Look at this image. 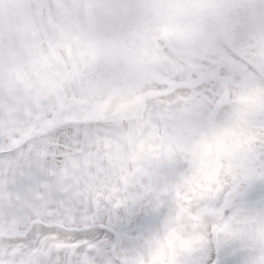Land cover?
<instances>
[{
	"label": "snow or ice",
	"instance_id": "1",
	"mask_svg": "<svg viewBox=\"0 0 264 264\" xmlns=\"http://www.w3.org/2000/svg\"><path fill=\"white\" fill-rule=\"evenodd\" d=\"M207 2L217 13L227 7ZM194 3L180 0L183 7ZM22 4L21 10L9 0L5 8L0 0V264H158L161 252L167 264L165 237L181 206L171 264H264V0L230 13L228 39L206 11L200 29L217 35L195 55L180 51L174 37L158 38L162 52L179 62L159 68L170 83L141 91H168L146 96L138 118L119 123L110 112L104 120L84 119L82 101L97 74L118 70L123 44L140 43L141 34L149 44L158 37V23L145 15L152 0H92L102 55L94 67L81 60L84 37L73 28L62 41L71 45L72 60L56 48L65 63H51L45 91L30 61L14 66L4 46L43 40L46 31L42 54L51 60L49 48L60 37L46 18L79 17L89 4ZM241 94L255 96L246 114L249 139L221 158L230 167L221 168L212 190L193 195V146L210 120L217 132L233 123Z\"/></svg>",
	"mask_w": 264,
	"mask_h": 264
},
{
	"label": "rangeland",
	"instance_id": "2",
	"mask_svg": "<svg viewBox=\"0 0 264 264\" xmlns=\"http://www.w3.org/2000/svg\"><path fill=\"white\" fill-rule=\"evenodd\" d=\"M12 2L15 7L22 10V0L21 2L20 0H12ZM8 3L9 0H5V8H7ZM223 3L227 5V7H225L223 11L219 13L216 12L215 6L208 3L207 0H196V3L192 4L189 7L181 6L180 0H152V4L150 6L158 11H168L172 16L169 20L176 16L182 17V19L178 20L174 26L172 25L174 28H172V30L174 32H183L188 29L191 23V19L189 17H196L199 14H202L204 11L210 10L211 13L217 17L218 33L224 36V38L226 39L227 36L231 35L230 29L232 25V18L230 13L238 7L236 0H223ZM147 13L148 11L146 9V16ZM189 14H191V16ZM71 17L73 16L65 18L67 20L66 25H68L67 30H72V25H74V21L71 20ZM79 18L81 19V17ZM158 33L160 34L161 30H158ZM214 34L216 33H212V35ZM139 39L140 43H137L135 40H133L123 44L117 50L116 55L119 62V68L117 71L109 73L107 75L97 74L96 80L92 82V86L89 88L91 89V91L89 89L87 90V93H93L91 94V98L93 100L96 98H98L99 100L103 99L104 97H107V95L114 93L115 90L125 89L124 93L120 95V99L122 101H125L129 98L132 99L134 97L131 92L136 86L140 87L138 91H141V88H143L146 84H151L153 82H169L167 81V77H165L163 73L159 71V68L162 67L165 62L173 66V63H171L169 60L170 56L160 51L161 45L156 43V36L152 37L151 44L147 42L144 34H141L139 36ZM29 42L31 43V47L33 49L35 48V50L37 51L40 60L50 67L48 56L42 54L41 44L36 39L32 38H29ZM212 43V39H201L197 42L196 45L191 48L193 50H182V52L184 54L195 55L198 50L194 49H196L197 46L199 47V49H206L210 47ZM15 44V41L9 40L4 46L5 53L12 64L13 58H18L15 55ZM70 48L72 49V47ZM162 54L165 55L166 60H159V62L157 63L158 68L152 70V65L150 64L151 56L162 58ZM100 55H102V53H98V57ZM130 55L133 56V62L129 60ZM52 56L54 59H56V61H59L60 58L57 56L56 52L52 53ZM89 63L92 64L91 62ZM92 65L93 67L95 66L94 64ZM49 67L45 69L46 73L44 79L47 84L52 83V81L48 78ZM148 90L158 91L155 88H150ZM41 91L45 90L41 89ZM236 99L239 105L245 110V112L250 111L255 104V96L253 95L241 94L238 95ZM100 108L101 105L98 109ZM214 136L219 137L220 144L216 143ZM128 142L129 144L132 143L131 138H129ZM244 143H246L245 134L240 131L238 125L235 124L234 121L230 126L224 128L221 132H217L215 130V127H209L208 125L207 133L202 134L201 139L197 141L193 146V154L195 157H197L198 163L196 165L195 173L191 177L189 183V190L192 192V194L198 195L201 192L212 190V185L217 182L218 177L220 176L221 168H224L227 171L230 167V165L222 164L221 158L224 157L225 154L228 153L233 146L238 147ZM105 147H107V145H105ZM218 162L220 165L218 168V173L216 171L214 173V166L218 164ZM212 173H214V176L212 175ZM179 209L185 211L182 206ZM177 214L175 217L177 222L176 228L172 229L165 237L168 256L167 264H171L174 252V244L178 239H180V232L183 230V228L179 226ZM184 243H188V241L184 240ZM156 260L158 264H165L164 253L161 252Z\"/></svg>",
	"mask_w": 264,
	"mask_h": 264
},
{
	"label": "bare ground",
	"instance_id": "3",
	"mask_svg": "<svg viewBox=\"0 0 264 264\" xmlns=\"http://www.w3.org/2000/svg\"><path fill=\"white\" fill-rule=\"evenodd\" d=\"M236 3H237L238 8L244 9L245 3L243 1L236 0ZM74 21L76 22L78 29L83 28L84 23L79 17L76 16ZM45 22L47 23V25L54 27L60 37V41H58L56 47L49 48V52L52 58L51 60H49V64L51 65V63L55 61L57 64L63 65L65 63V60L56 51L57 47L61 48L64 51L68 59H72V56H73L72 49L70 48L71 45H65L62 43V41H64L67 37L66 36L65 38L62 37L63 34L61 32V29H65L67 20L64 17H62L59 20H55L49 15L46 18ZM42 34H43V40L36 39L41 44V51H42L43 45L48 43L47 32L43 31ZM15 43H16L15 44V55L20 60L22 58H26L27 60L30 61L33 74L38 78L41 89L45 90V84H47V82L44 79L45 73H46L45 69L49 67V65H47L46 63L40 60V58L38 57L39 55L37 51L35 50V48L33 49L31 47L29 38H25L19 42L15 41ZM81 44L83 45V47L79 49L80 51L79 55H80L81 60H83L84 57L86 56L88 59V62H92V60L89 59L90 58L89 54H91V52H89V50L85 47L87 46V40L85 41V43H82L81 41ZM91 48L92 47H90V51L92 50ZM54 52H56L57 56L60 58L59 61L58 60L56 61V59L53 58L52 53ZM92 63L95 64V62H92ZM139 88L140 87L138 86L133 88L131 93L134 95V97L132 99L129 98L125 101H122L120 99V95L124 93L125 89L118 90L117 92L109 94L107 95V97H104L103 99H100V100L98 98L93 100L91 98L92 96L91 94L93 93H90V92L87 93L85 99L82 101V103L85 105V116L83 118L88 119V120H104L106 118V114L110 112L111 119L116 123H119L121 121L131 120V119H137L138 116L142 112L146 96L157 94V91L155 90L138 91ZM50 90L51 88L47 89V91H50ZM89 90L91 91V89ZM97 104H101L102 106L101 109H99L98 111H96ZM246 114L247 112H245V110L242 107H240L237 111L236 119L234 120V122L235 124L238 125V128L240 129V131L245 134L246 143H247L249 139V136H248L249 129L247 127L248 120L246 119ZM209 123L211 124V126H213V122L209 121ZM214 137L219 142V138L216 136ZM219 166L220 165L218 162V164L214 166V169H213L214 173L215 171L218 173ZM214 173H212L213 176H214Z\"/></svg>",
	"mask_w": 264,
	"mask_h": 264
},
{
	"label": "flooded vegetation",
	"instance_id": "4",
	"mask_svg": "<svg viewBox=\"0 0 264 264\" xmlns=\"http://www.w3.org/2000/svg\"><path fill=\"white\" fill-rule=\"evenodd\" d=\"M87 3L89 4V7H86L85 9L87 10V13L85 14V16L83 17V23L84 26L82 29H78L77 25H72V29L73 28H77L76 30H79V32L81 33V35L84 37L82 41V43H85V41L87 40V46H85L89 52H91V54H89L90 56V60H92V62H96L97 58H98V53H102V50L100 48V40L97 37V35L95 34V32L93 31V26L96 22V16L95 13L93 12L92 8L90 7L92 0H87ZM147 17L149 22H157L158 23V30H161V33L158 35V37H156V40L159 39H163L165 41V43L169 42V38L170 37H174L181 45H183V48L180 49V51L182 50H193L191 49L194 45L197 44V42L201 39H208V40H214L216 39V34L212 35V33L210 34H203L200 26H199V19L201 17V15H203L206 11H204L202 14H199L196 17H189L191 19V23H190V27L188 29H186L183 32H174L172 30L173 26L167 23H163V21L169 20L172 16L170 15V13L168 11H158L156 9H153L151 6L147 8ZM207 12H210V10H207ZM169 14V16H168ZM191 16V14H189ZM69 16H64V18H68ZM72 20V17H71ZM67 26L65 27V29H61V32L63 35H65L66 37H68V35L71 33V30H67ZM174 29V28H173ZM68 31V32H67ZM90 47H92L91 51H90ZM194 50H199V47L197 46L196 49ZM160 51L162 52V50L160 49ZM172 51L175 53L177 52V49H172ZM185 55H189V54H185ZM162 58H158L157 56H151L150 59V64L152 65V70L157 69V63L163 60H166V57L164 54L161 55ZM183 58V57H180ZM129 60L131 62H133V56L130 55L129 56ZM133 60V61H132ZM169 60L171 63H173V66H175L179 60L178 59H173L172 57H169ZM154 74V73H153ZM158 91H168V89H162V90H158ZM115 92H117L115 90ZM101 104H97L96 105V110L99 108ZM102 107V106H101ZM101 109V108H100Z\"/></svg>",
	"mask_w": 264,
	"mask_h": 264
},
{
	"label": "water",
	"instance_id": "5",
	"mask_svg": "<svg viewBox=\"0 0 264 264\" xmlns=\"http://www.w3.org/2000/svg\"><path fill=\"white\" fill-rule=\"evenodd\" d=\"M243 1L245 3L244 9L245 8H252L257 2L258 0H240ZM20 62V60L18 59H14L13 60V64L14 66L17 65ZM184 211H181L179 214V219L181 220L182 216H183ZM183 226V224H181Z\"/></svg>",
	"mask_w": 264,
	"mask_h": 264
}]
</instances>
